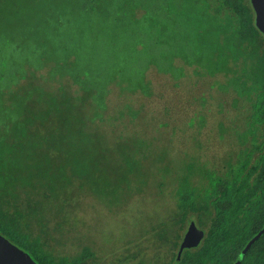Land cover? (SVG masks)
<instances>
[{
    "label": "trees",
    "instance_id": "1",
    "mask_svg": "<svg viewBox=\"0 0 264 264\" xmlns=\"http://www.w3.org/2000/svg\"><path fill=\"white\" fill-rule=\"evenodd\" d=\"M150 72L176 88L221 76L213 87L246 110L235 125L236 165L229 154L222 169L203 162L199 173L196 159L177 177L181 229L201 210L209 222L203 243L170 264H235L264 226V33L251 0H0V233L40 264H82L92 254L57 258L35 227L9 215L10 203L29 194L27 182L49 186L63 160L82 168L86 158L87 172L104 176L118 171L115 160L136 171L144 140L114 133L141 114L127 98L155 95ZM115 90L124 103L107 116ZM241 264H264V234Z\"/></svg>",
    "mask_w": 264,
    "mask_h": 264
},
{
    "label": "rangeland",
    "instance_id": "2",
    "mask_svg": "<svg viewBox=\"0 0 264 264\" xmlns=\"http://www.w3.org/2000/svg\"><path fill=\"white\" fill-rule=\"evenodd\" d=\"M148 77L155 95L152 99L127 98L133 99L141 114L136 119L127 115L118 122L125 123L116 129L118 134L114 133L119 135L123 133L120 129L126 128L129 131L124 133L131 140H144L136 171L115 160L110 164L118 171L104 176L101 169L87 172L86 158L78 161L85 162L82 168L70 159L63 160L62 172L52 177L49 186L45 185L47 180L40 179L33 190L27 182L31 190L28 196L10 203L9 215L19 214L23 228L27 226L29 231L35 227L57 258L72 261L89 251L92 257L82 264H170L185 233L180 226L177 177L196 159L194 169L199 173L206 163L222 169L235 149V125L244 126L246 110L232 106L234 94L220 93L217 85L213 87L215 80L223 77H205L196 84L187 78L177 88L171 78L156 72ZM202 96L206 99L203 105ZM123 103L115 90L107 116ZM219 104L223 105L222 113ZM200 114L206 116L204 127ZM190 118L193 127L186 124ZM221 123L229 130L221 132ZM109 131L112 135V128ZM199 173L192 182L198 181Z\"/></svg>",
    "mask_w": 264,
    "mask_h": 264
},
{
    "label": "water",
    "instance_id": "3",
    "mask_svg": "<svg viewBox=\"0 0 264 264\" xmlns=\"http://www.w3.org/2000/svg\"><path fill=\"white\" fill-rule=\"evenodd\" d=\"M256 14V24L264 33V0H251ZM264 234V226L247 242L240 252L235 264H241L249 249ZM204 232L200 231L195 222H192L184 240L180 246L177 259L180 261L182 254L187 248L197 247L204 237ZM0 264H37L31 256L11 243L7 238L0 234Z\"/></svg>",
    "mask_w": 264,
    "mask_h": 264
},
{
    "label": "flooded vegetation",
    "instance_id": "4",
    "mask_svg": "<svg viewBox=\"0 0 264 264\" xmlns=\"http://www.w3.org/2000/svg\"><path fill=\"white\" fill-rule=\"evenodd\" d=\"M250 142V141H249ZM238 147H239V144H238V146H236V143H235V149L231 152V154H233L232 155V159H233V161H232V164L233 165H236V158H237V154H239L240 153V150L238 149ZM238 149V150H237ZM224 167V165L222 164V168ZM219 168V167H218ZM220 169V168H219ZM244 176L245 175H247V176H249V175H252V176H254V172L253 171H247V172H244V174H243ZM255 175H256V173H255ZM255 192H257L259 189H256V188H254L253 189ZM260 191H263L264 192V189H261ZM256 197V196H255ZM247 200H249V197H247ZM199 217H201V218H199ZM192 222H195L196 223V226H197V228L200 230V231H203L204 232V237H203V239L200 241V243H199V245L198 246H200L202 243H203V240L205 239V237H206V234H207V230H206V228H205V225L206 224H208V222H209V216L207 215V214H205L202 210L201 211H199V215L195 218V219H192V218H190V219H186L185 220V222H184V226H183V229L185 230V233H184V236H183V238L180 240V244H179V249H180V246H181V244H182V242H183V240H184V237H185V235H186V233L188 232V230H189V227H190V225H191V223ZM1 235H3L2 233H0ZM257 234V233H256ZM255 235V234H254ZM5 238H7L5 235H3ZM11 243H13L14 245H16L17 247H19L18 246V244H16V243H14L12 240H10L9 238H7ZM197 246V247H198ZM197 247H194V248H197ZM20 248V247H19ZM20 249H22V248H20ZM179 249H178V252H179ZM187 249H191V248H187ZM23 251H25L24 249H22ZM185 251V250H184ZM26 253H28L30 256H31V258L37 263V264H40L37 260H36V258L31 254V253H29V252H27V251H25Z\"/></svg>",
    "mask_w": 264,
    "mask_h": 264
}]
</instances>
